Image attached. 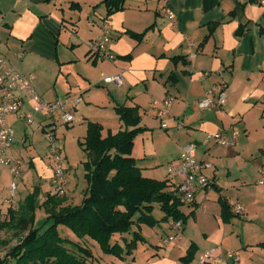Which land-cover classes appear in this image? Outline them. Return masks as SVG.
<instances>
[{"label": "crops", "instance_id": "0c3cea01", "mask_svg": "<svg viewBox=\"0 0 264 264\" xmlns=\"http://www.w3.org/2000/svg\"><path fill=\"white\" fill-rule=\"evenodd\" d=\"M104 1L0 0V52L17 70L35 76V88L44 100H60L72 108L76 122L66 126L64 138L68 132L78 133V142H83L89 122L102 125L104 137L115 135L126 129L116 107H137L144 131L135 138L132 156L145 177L170 180L178 188L181 180L168 175V165L190 144L197 146L199 164L213 165L201 173L215 179L216 186L199 190L194 203L181 207L188 215L182 222L185 239L165 246L168 236L161 234L160 241L151 242V237L142 234L146 243L124 254L125 261L135 264L139 247L144 264H187L182 259L193 246L195 256L188 264H195L213 248H221L218 252L229 262L227 253L237 251L239 264H260L257 256L264 257L260 246L264 243V189H248L254 180L264 186V0H122L123 8L110 15ZM168 10L175 13V21L166 17ZM105 25L112 31L106 51L115 57L113 61L91 51ZM134 35L144 37L139 40ZM117 75L122 76L121 85L104 81ZM210 90H224L227 102L219 110L201 111L197 104ZM167 97L174 102L160 118L157 110ZM24 101L23 110L31 111L32 102ZM46 122L42 115L32 125L16 115L9 117L16 132L10 154L23 161V173L18 184L7 168L0 167V180L8 175L10 182L8 198L7 187L0 181L2 214L20 205L35 187L41 189L40 202L51 192L54 164L44 138ZM217 133L237 135L238 141L220 146L209 138ZM64 153L68 162L66 205L79 206L89 185L85 180L81 188L65 144ZM13 182L17 184L14 195ZM221 199L231 207L228 219ZM237 204L244 209L243 219L233 212ZM163 218L164 214L156 217ZM172 223L166 222L170 228ZM249 224H254V234H248L245 242L236 233ZM61 234L75 239L71 231ZM86 238L83 241L89 245ZM132 238L129 233L118 240L124 246ZM94 259L93 255L89 264Z\"/></svg>", "mask_w": 264, "mask_h": 264}, {"label": "trees", "instance_id": "16d2710c", "mask_svg": "<svg viewBox=\"0 0 264 264\" xmlns=\"http://www.w3.org/2000/svg\"><path fill=\"white\" fill-rule=\"evenodd\" d=\"M108 14L123 8L122 0H105ZM242 29L239 30V33ZM142 39L144 35H134ZM125 130L103 136V126L89 122L86 138L80 143L87 161L88 191L79 206L66 205L67 199L51 192L40 202L41 189L35 187L18 208H9L7 217L0 215V233L11 232L17 244L0 258V264H89L93 253L87 244L64 237L60 226L69 229L78 239L86 237L97 242L102 251L124 259L139 243H146L140 228L155 227L161 222H185L183 202L176 185L170 181L147 178L132 156L135 138L144 131L137 107L115 109ZM225 219L231 217V207L221 199ZM163 214L155 217V209ZM43 209L44 224H36V212ZM133 235L130 242L119 243L118 237ZM7 242L0 239V245ZM264 248V243L260 244ZM196 249L192 246L183 262L191 263Z\"/></svg>", "mask_w": 264, "mask_h": 264}, {"label": "built area", "instance_id": "2783aa9c", "mask_svg": "<svg viewBox=\"0 0 264 264\" xmlns=\"http://www.w3.org/2000/svg\"><path fill=\"white\" fill-rule=\"evenodd\" d=\"M166 17L170 21H175L176 19L175 13L170 10L166 12ZM111 34V27L105 25L102 37L91 44V51L100 59L109 61L115 59L113 55L106 51V46L112 39ZM188 46L194 47L195 45L189 44ZM21 57L22 55H20ZM191 57H196V54L192 53ZM121 80V75L104 79L106 83H115L117 85H121ZM23 97L28 98L32 102L31 111L23 110L25 105ZM173 102V97H167L163 107L157 110L158 117L164 118L166 110L173 105ZM226 102L227 96L224 90L221 92L210 90L206 97L198 102L197 106L201 111L219 110ZM13 115H16L20 121L27 125L34 124L37 117L41 115L46 119L44 138L47 141L49 155L54 164V174L50 183L51 193L61 197L65 196L67 193L68 166L64 153V142L59 135V131L64 126L72 125L76 122L74 111L60 100H44L35 88V76L17 70L0 52V167L7 168L12 177L17 179L22 176L23 161L12 157L10 154L16 136L15 129L9 123V117ZM182 127V125H179V129ZM163 128H167V124H163ZM209 138L216 144L225 147L233 146L238 141L237 135L228 137L222 133L210 135ZM202 168L212 169L213 165L211 163L199 164L197 146L195 144L184 147L177 160L169 163L168 175L172 179L181 180L177 188V195L184 204L194 203L199 190H208L216 186L217 182L215 179L201 173ZM261 184H264V181ZM10 189L12 195H14L17 190L16 182L11 184ZM233 212L236 215H243L244 209L237 204L234 206ZM172 228L175 233L163 241L165 246L182 238L183 223L181 221L173 222ZM219 249L221 248H213L204 252L199 259L200 264H239V252L229 251L227 253L228 258L231 260L229 262L226 256L218 252Z\"/></svg>", "mask_w": 264, "mask_h": 264}, {"label": "rangeland", "instance_id": "374dc122", "mask_svg": "<svg viewBox=\"0 0 264 264\" xmlns=\"http://www.w3.org/2000/svg\"><path fill=\"white\" fill-rule=\"evenodd\" d=\"M64 130H66V126H64L61 129V131H59V135L63 139V142L65 140L64 144L66 145V151H67L68 156H69L68 157L69 158L68 159L69 164L77 172L78 177L80 179V186H81V188H83L84 184L86 183L85 182V180H86L85 174L87 173L86 167H85V161H84L86 159V156L84 154L85 152H84L83 148L81 147L80 143L78 142L79 134L78 133L73 134L72 132L71 133L68 132L66 138H64L63 133L67 132V131L63 132ZM67 166H68V162H67ZM73 178H74V176L72 177V179ZM0 181L3 182L5 187H7L5 196L9 198L10 193L8 190V186H9L10 182H9L8 175H6V177L2 178V180H0ZM16 182L19 184L20 180L16 179ZM75 185L76 184H73V187H75ZM256 189H259V190L264 189V186L256 185V180H254L252 187L248 190L254 191ZM21 190H22V193L23 192L25 193V189L23 190L22 187L20 186V191ZM82 190L83 189H81L80 192H83ZM66 192H67V187H66ZM249 192L246 194V196H248V197H250V195H248V194L252 195V193H249ZM14 206H15V208H18L19 203L14 205ZM6 211H7V208L5 209V213H3V214L0 213V215L3 218L7 217ZM36 213H37L36 214V218H37L36 224L38 226H42L44 224V221H45L44 211L41 209H38ZM155 216L158 219H160L163 217V213L158 209L155 211ZM243 218L244 217L242 215L240 217V219H243ZM171 229L172 228H170L169 225L166 224V222H162L161 225H158L157 227L155 226L153 228L146 226V225H142V234L146 237H151L150 238L151 242H154L155 238H158V240L156 239V241H160L161 239L159 237L161 236V234L165 236L164 238L174 234V232L172 233ZM254 229H255L254 224H249L248 226L244 227V230H242L241 228H238V232L236 233V235L238 234V236H240L239 238L245 240V242H246V238H248V234L253 236ZM59 231L60 232L69 231V233H70V230L64 226H61L59 228ZM243 231H244V233H243ZM72 235L75 237V239H73V240L81 242L82 245L87 244L86 241H83V239L78 240L74 234H72ZM181 236H182L181 240L185 239L186 233L182 232ZM0 239L7 242L6 245H0V258H3L9 252V250L17 244V239L13 237L11 232H1L0 233ZM252 239H254V237H252ZM86 240L87 241L89 240V242H90L89 245L87 244V246L91 249V251L93 252V255L95 257V259L93 261L94 264H134L133 261H125L124 259H122L120 257L113 256V255H107L102 251L101 247L99 246V244L97 242H95L89 238H86ZM181 240L179 242H181ZM176 242H178V240ZM138 245L140 247L142 245V243H139ZM139 247L137 249V254H136L137 260L135 261V264H144V262L142 261L144 252L142 250H140ZM244 248L246 249V246H244ZM257 260L260 262V264H264V257H262L261 255L257 256ZM198 263H199V259L195 264H198Z\"/></svg>", "mask_w": 264, "mask_h": 264}]
</instances>
